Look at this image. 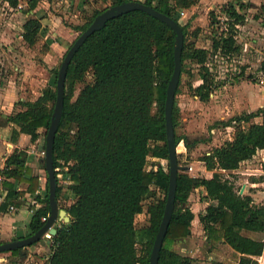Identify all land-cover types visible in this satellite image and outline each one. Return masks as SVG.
Returning <instances> with one entry per match:
<instances>
[{"label":"trees","instance_id":"1","mask_svg":"<svg viewBox=\"0 0 264 264\" xmlns=\"http://www.w3.org/2000/svg\"><path fill=\"white\" fill-rule=\"evenodd\" d=\"M5 1L16 10L21 5V0ZM104 1L111 2V6L92 12L83 25L72 27L73 31L81 35L105 10L135 0ZM39 2L28 0L25 14L29 17L22 26L21 37L29 47H35L42 36L41 21L34 16ZM195 2L146 0L141 3L180 24L181 10L190 9ZM246 8L244 0H229L222 7L229 34H219L221 21L211 14V26L216 30L215 54L229 56L239 51L235 37L237 27L245 23L242 11ZM181 27L186 40L188 29ZM175 39V33L166 24L145 12L133 11L108 21L73 58L67 72L63 116L54 144V169L56 175L61 171L72 180L68 190L73 203L62 207L70 222L56 224L54 249L47 264H149L169 187L165 101L175 67ZM49 43L47 40L46 50ZM209 55L207 49L184 43L181 74L191 73L188 63L199 66L201 84L190 88L203 102L209 100L215 87L207 65ZM58 72L57 69L51 72V83L36 101L18 102L16 106L22 110L7 117L6 123L14 127L12 142L24 134L36 143L41 137L40 130H44L45 143L55 108ZM260 72L264 74V62ZM88 76L91 79L86 82ZM80 84L83 87L76 95ZM179 112L175 104V129ZM256 118L262 122H252ZM223 126L235 129L232 139L202 158L206 169L213 172L212 177H191L186 172L178 176L174 216L158 264H196L194 258L165 247V243L192 235L195 214L189 198L200 188L205 190L203 199L208 206L199 220L211 247L220 243L228 245L239 255L238 264H258L257 258L264 254L263 241L243 235V232L264 233V203H257L250 194L240 195L235 183L223 174L239 170L243 163L264 150V110L234 117ZM182 141L191 148L187 138L176 136L177 146ZM27 159L25 150L16 149L0 171L11 202L25 195L16 191L17 184L28 183L32 194L38 189L39 179L31 176ZM151 159L167 160L168 170L162 166L156 171L149 170ZM158 192H163V200L156 198ZM62 195L58 183L57 201ZM151 200L150 225L138 228L137 218ZM34 201L41 207L31 217L27 237L39 232L45 225L42 219L50 215L49 183L45 198L35 195ZM11 254L17 257L16 264H21L20 251ZM205 264L225 263L211 260Z\"/></svg>","mask_w":264,"mask_h":264},{"label":"rangeland","instance_id":"2","mask_svg":"<svg viewBox=\"0 0 264 264\" xmlns=\"http://www.w3.org/2000/svg\"><path fill=\"white\" fill-rule=\"evenodd\" d=\"M228 1L196 0L190 9L181 10L180 24L188 29L184 43L210 51L207 65L215 84L209 100L203 102L190 88L191 85L197 87L201 84L199 66L188 63V70L191 73L181 74L175 99V104L180 109L175 132L177 137L187 138L191 148H187L182 141L177 146V153L181 166L193 168L192 171H186L191 177L210 175L206 173L202 158L229 142L235 133L233 127L225 128L224 123L234 117L264 110V74L260 72L261 64L264 62V0H244L247 4V8L242 11L245 23L237 27L235 37L239 51L224 56L213 51L216 30L211 26L210 18L213 13L221 21L222 28L219 29V34L222 32L229 34L230 28L222 10ZM93 3H95L93 9H86L80 14L79 11L74 13L73 7L64 3V0H40L38 16L41 19H49L50 27L46 29L54 30L55 39L49 40L56 45H62V49L55 46L52 50L50 48L46 50L45 32L39 37L35 47H29L21 37L22 25L29 17L25 14L28 0H21L22 8L17 10L11 8L4 0H0V83L23 85L25 88L22 92L27 101L38 99L49 85L51 68L60 69L69 47L80 35L73 31L72 27L83 25L92 12L111 6V2L104 0H96ZM90 79L88 76L86 82ZM82 87L83 84L77 86L76 95ZM252 122L261 123L262 119L256 118ZM263 163L264 151H259L251 161L243 163L237 172L224 174L235 183L236 189L240 192L247 181L257 182L259 186L251 188L250 191L257 194L255 197L257 203H264ZM158 166L168 170L167 160L151 159L148 169L154 171ZM156 198L163 200V192H158ZM191 198L192 209L196 214L205 211L208 203L198 189L192 192ZM150 202L153 201L146 203V211L137 218L138 228L150 225L152 214L148 208ZM196 226L197 223H194L192 228ZM258 239H264V235H258ZM165 247L171 248V243L166 242ZM210 247L211 245L203 239L192 249V253L188 251L181 254L196 256V264L209 263V257H213L214 262L238 264V255L228 245L215 244L211 249ZM0 258L2 260L0 264H16L17 261V257L11 252L0 254ZM261 258L258 259L264 264V255ZM26 261L25 259L21 262L25 264Z\"/></svg>","mask_w":264,"mask_h":264},{"label":"crops","instance_id":"3","mask_svg":"<svg viewBox=\"0 0 264 264\" xmlns=\"http://www.w3.org/2000/svg\"><path fill=\"white\" fill-rule=\"evenodd\" d=\"M94 1L96 0H69V1L64 0V3L71 5L73 7L74 13L79 11L78 13L81 14V12H83L86 9H93L92 7L95 5V3H93ZM5 3L7 2L5 1ZM39 11L40 10L36 9L34 16L40 19L41 21L42 34H44L45 32L46 33L45 37L47 38V40L49 39L54 40L55 39L53 34L54 30L46 29L50 27L49 19L46 18L41 19L38 16V14L40 13ZM51 40H49L51 44L49 43L48 45L50 50H52V48L55 46L59 47V49H62V45L60 46L56 45L55 43H52ZM51 70L53 71L55 69L51 68ZM51 76L52 75H50L49 78V82H48L49 84L52 81ZM24 88L25 87L23 85L19 86L17 85V83L14 84L8 83L7 85L0 83V171L4 169L6 161L16 149L25 150L28 154L27 166L30 170V174L31 176L37 177L39 179L38 189L35 194H32L31 192L28 191L30 186L28 183L17 184L15 186L16 191L25 192L24 196L21 197L17 196L16 197L17 199L14 201L15 203L20 202L21 205L16 206L14 202H11L12 200L8 198L6 199V201L0 204V244L27 238L29 234V223L31 221V217L34 211L41 207V205L38 202L36 203V201H34V196L39 195L41 196L42 199H44L47 192L48 176L46 173L45 163L43 162L44 155H42V152H40V146L45 144L43 143L44 131L40 130L41 137L40 139H38L36 143H32L30 136L24 134L20 135V137L17 139L16 142H12V134L14 127L11 124L8 125L6 123V119L9 115L22 110V108L20 106H16V104L20 101L23 102L27 101V99L24 98V93L22 92V89ZM29 101L33 102L32 100ZM156 170L157 169H155L154 171ZM206 173L210 174L209 176L206 175L205 176L206 178H211L213 175V172L208 171L207 169H206ZM0 178H2L3 181L5 180V178L2 176H0ZM0 186H2L5 189L3 182H0ZM257 186H258L257 182L247 181L244 184V188H243L244 193L252 195L255 201H256L255 197L257 194H255V192H251L250 189L251 188L254 189ZM198 190L202 193V196H206L205 190L203 188H200ZM62 194H63L62 197L58 201V206L60 209H62V207L70 206L73 203V199L71 198V193L67 188L62 187ZM190 201H192L191 196L189 198V202ZM10 206H14L16 208V211L11 212L9 210ZM190 208L195 214L194 223H197V226L195 228H192V235L189 238L181 239L171 243V249L180 254L181 253L186 254L188 251H190L189 253H192L193 248H196L197 245H199L203 241V239L206 240L203 226L199 220V215L205 214V211L196 214L195 210L192 209L191 202H190ZM59 223L61 222H57V224ZM194 223L192 224L193 226ZM260 234L264 235V233L243 232V235L247 237L264 242V239H258V235ZM52 245H53L52 243L50 245H44V246L37 244L30 247L27 251V257H26L27 261L25 262V264H47L52 256V252L54 249ZM190 257L194 259L196 258V256L194 255ZM208 259L211 261L213 260V257H209ZM0 261H2L1 258ZM21 261L22 258L20 259V263L22 264Z\"/></svg>","mask_w":264,"mask_h":264},{"label":"water","instance_id":"4","mask_svg":"<svg viewBox=\"0 0 264 264\" xmlns=\"http://www.w3.org/2000/svg\"><path fill=\"white\" fill-rule=\"evenodd\" d=\"M133 11H142L147 13L151 17L161 21L162 23L170 27L176 35L174 48L175 67L172 78L168 84L165 101L166 134L169 153V187L163 218L154 242L149 261V264L159 263L160 253L163 249L164 242L174 216L178 176L181 172L188 171L187 167H183L179 164L176 144V132L173 123V110L175 106L176 92L179 88L182 72L184 33L181 25L174 19L138 1L123 3L121 5H117L105 10L102 14L95 18L93 23L85 32L78 36L71 48L67 51L64 61L58 72L56 85L57 97L51 124L46 135L45 144L40 146V152L44 153L43 162L45 163L46 173L48 176L49 204L51 208L50 216L43 228L35 235L21 240L0 244V254L19 250L21 252L22 260H25L27 257V251L30 247L37 244L42 246L51 244L50 241L42 240V237L49 229L50 233L55 236L57 234V230L54 226L57 224V222H63L65 224L70 222V217L68 216L67 212L60 209L58 206V201L56 199L58 183L57 175L54 169V144L63 116L65 85L68 68L77 52L95 32L102 30L108 21L116 19L124 14Z\"/></svg>","mask_w":264,"mask_h":264},{"label":"built area","instance_id":"5","mask_svg":"<svg viewBox=\"0 0 264 264\" xmlns=\"http://www.w3.org/2000/svg\"><path fill=\"white\" fill-rule=\"evenodd\" d=\"M69 1V0H68ZM135 1H141V2H144V1H146V0H135ZM19 8H22L21 6H19ZM42 155H44V153H42ZM192 169L193 168H188V171L190 170V171H192ZM238 171V170H237ZM224 173H226V174H229V173H227V172H223V174ZM225 174V175H226ZM57 179H58V183H59V185L61 186V187H65V188H67L68 189V187L69 186H71L72 185V180L70 179V177L69 176H67V175H65V173H62L61 171H60V173L57 175ZM0 182H3V179L2 178H0ZM264 184V183H263ZM258 186H259V184H258ZM240 195H243L244 194V191L242 190V192H240V190H239V192H238ZM7 190H5L2 186H0V204L2 203V202H4V201H6V199L8 198L7 197ZM9 210L11 211V212H15L16 211V208L14 207V206H10L9 207ZM50 216V215H49ZM49 216H48V218H49ZM48 218H43L42 219V221L43 222H45V224H46V222L48 221ZM55 228H56V225L54 226ZM53 238H54V235H52L51 233H50V229L43 235V237H42V240H44V241H50L52 244H53ZM264 255V254H263ZM260 259H262L261 257H260ZM257 261L259 262V264H262L260 261L261 260H259V259H257Z\"/></svg>","mask_w":264,"mask_h":264}]
</instances>
